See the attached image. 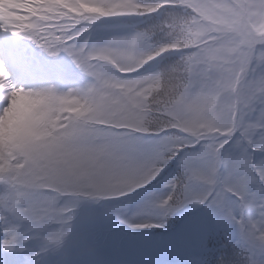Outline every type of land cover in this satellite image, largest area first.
<instances>
[{"label": "snow or ice", "instance_id": "6c2138e0", "mask_svg": "<svg viewBox=\"0 0 264 264\" xmlns=\"http://www.w3.org/2000/svg\"><path fill=\"white\" fill-rule=\"evenodd\" d=\"M121 225L264 264V0H0L4 264H109Z\"/></svg>", "mask_w": 264, "mask_h": 264}, {"label": "rangeland", "instance_id": "374dc122", "mask_svg": "<svg viewBox=\"0 0 264 264\" xmlns=\"http://www.w3.org/2000/svg\"><path fill=\"white\" fill-rule=\"evenodd\" d=\"M4 260H5V253H4Z\"/></svg>", "mask_w": 264, "mask_h": 264}]
</instances>
